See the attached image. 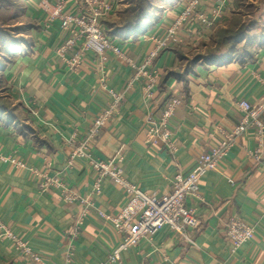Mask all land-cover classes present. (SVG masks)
<instances>
[{
	"label": "crops",
	"instance_id": "obj_1",
	"mask_svg": "<svg viewBox=\"0 0 264 264\" xmlns=\"http://www.w3.org/2000/svg\"><path fill=\"white\" fill-rule=\"evenodd\" d=\"M39 1L23 0L26 31L18 52L1 68L13 110H0V154L15 157L25 166L0 158V218L44 262L25 258L13 237L0 235V264H99L122 237L97 211L117 214L131 195L110 178L96 191V173L88 158H78L70 167L66 162L72 151L70 139L76 144L84 140L112 97L100 87L102 72L95 52L87 51L79 66L69 63L83 39L66 55L59 54L70 33L62 29L59 19L47 22ZM103 1L113 4L104 19L111 32L109 22L118 17L120 0ZM64 2V12L77 14L83 9L81 0ZM188 2L162 0L144 33L109 35L136 65H142L154 51L152 36L175 23ZM218 6V0L201 1V10L209 17ZM235 6L236 0H227L216 27L208 32L198 23L182 20L177 42L153 59L151 68L160 72V81L151 99L145 97L142 79L132 81L135 70L108 52V87L125 91V97L118 114L93 141V157L108 160L121 149L127 177L140 189L161 196L171 190L177 173L186 175L194 168L220 127L231 129L238 124L244 115L242 100L256 106L264 103V45L255 48L248 61L201 62L189 71L183 62L182 56L192 58L206 45ZM173 96L182 99L171 121L177 151L171 153L159 138L151 149L145 142L146 121L150 115H161ZM261 118L264 121V111ZM260 145L264 159V130L249 129L230 148L225 174L207 172L198 195L187 197V206L198 218V226L190 231L192 240L165 227L124 251L117 264H264V163L252 156ZM39 173L62 178L64 188L52 183L41 189ZM235 215L254 225L255 237L233 252L226 230Z\"/></svg>",
	"mask_w": 264,
	"mask_h": 264
},
{
	"label": "built area",
	"instance_id": "obj_2",
	"mask_svg": "<svg viewBox=\"0 0 264 264\" xmlns=\"http://www.w3.org/2000/svg\"><path fill=\"white\" fill-rule=\"evenodd\" d=\"M201 1L190 0L184 5V10L175 23L160 34L152 36V41L156 44L154 51L142 65H136L126 52L113 43L108 33L104 19L110 15L113 9L112 3L103 0H81L82 11L77 14H71L64 12V0H56L55 2L51 0L39 1V7L46 12L47 22L50 23L59 19L62 29L70 33L69 38L60 47L59 54L62 56L66 55L69 48L72 49L77 41L83 39L82 46L69 63L79 66L86 60L87 51L95 52L98 69L102 72L99 80L100 87L112 97L111 105L101 110L94 118L84 140L76 144L74 139H70L69 144L72 147V151L68 162H66L67 166L70 167L76 163L75 161L78 158H88L91 167L96 173L97 180L94 184L96 191L101 189L104 179L110 178L117 186L131 195V198L127 200L117 214L107 213L104 210L97 211L98 216L111 225L122 237L119 245L99 264L119 263L124 251L138 245L143 238L150 237L165 227L171 228L188 241L192 240L190 231L198 226V218L195 211L187 206V197L198 195L201 181L207 172L217 171L222 175L225 174L226 157L230 148L240 136L251 128H255L258 133H263L264 121L261 118V113L264 111V103L256 106L247 100H242L240 106L244 110V115L238 124L231 129L220 127L218 136L213 137V143L210 148L199 155L194 168L186 175L177 173L172 180L171 190L161 196L140 189L127 177L124 166L125 156L121 149L108 160H99L92 155L93 141L100 135L105 125L118 114L117 112L125 97V91H117L108 87L105 73L108 52L113 51L135 70L132 81L142 79L145 97L147 99L153 98L154 90L160 81V72L156 68H151L153 59L165 47H170L171 44L177 42V33L182 20L188 19L194 24H200L203 32L213 30L227 0H218L219 6L215 10L213 17H209L201 10ZM262 83L264 84V80H262ZM181 103L182 99L180 97L173 96L164 104L161 115H150L148 117L145 140L148 147L154 149V139L159 138L164 147L171 153L177 151V146L171 139V121L175 116L177 107ZM262 150L263 148L260 145L253 151L252 156L257 160H262L264 163ZM0 158L18 166H25V163L12 156L0 154ZM39 176L41 178L39 185L43 190L48 189L52 183L64 188V183L60 177L56 179L50 178L44 173H39ZM230 181H233V179H230ZM83 201L87 203V200L83 199ZM87 204L89 205V203ZM0 229L4 231L0 235L13 237L22 256L39 263L44 262L41 254L34 252L26 242L13 235L1 218ZM226 233L228 239L232 241V251L236 252L239 247L254 239L255 227L247 218L235 215L230 220ZM72 255L71 251L69 255L70 261L72 260Z\"/></svg>",
	"mask_w": 264,
	"mask_h": 264
},
{
	"label": "rangeland",
	"instance_id": "obj_3",
	"mask_svg": "<svg viewBox=\"0 0 264 264\" xmlns=\"http://www.w3.org/2000/svg\"><path fill=\"white\" fill-rule=\"evenodd\" d=\"M10 2L12 5L9 6ZM154 4V10L162 3V0H120L117 24H124L126 21L137 18L139 12ZM8 4V5H7ZM24 19L23 0H0V59L4 60L10 54L9 43L22 41V32L26 31L27 25ZM242 31L247 38L239 42L235 32ZM264 33V0H236L235 11L224 25L215 30L205 47L199 50L201 55L210 53L229 54L239 56L250 48L251 35ZM6 41L8 43H6ZM5 83L0 71V105H12L6 94Z\"/></svg>",
	"mask_w": 264,
	"mask_h": 264
},
{
	"label": "trees",
	"instance_id": "obj_4",
	"mask_svg": "<svg viewBox=\"0 0 264 264\" xmlns=\"http://www.w3.org/2000/svg\"><path fill=\"white\" fill-rule=\"evenodd\" d=\"M147 2V0H146ZM8 5V4H7ZM12 5L10 2L9 6ZM154 4L150 3L149 6L143 8L140 12L137 18H133L131 20L126 21L124 24L120 25L117 24L115 21L109 22L110 25V31L108 33H117L121 34L124 36L128 35H136V34H141L144 33L145 31L148 30V27L151 25V18H152V11ZM221 27V26H220ZM218 27V28H220ZM217 28V29H218ZM216 29V30H217ZM235 36H237L238 41H246L249 38L246 36L242 31L235 32ZM252 41L250 48L246 49L245 52L241 53L239 56L233 53L229 54H215V53H210L206 55H201L199 51H197L195 54H193L192 58L182 56L184 64H186L187 71H189L193 66L196 64H199L201 62L203 63H211V62H220L222 60H230L233 58H238L242 61H248L251 60L254 56V49L258 48L262 45H264V33L260 35H251ZM6 43H8L6 41ZM207 44V43H206ZM10 48H11V53L7 55V57H4V60L0 59V71L1 68L5 65L7 61L11 59V57L18 52V41H14L13 43H9ZM206 46V45H205ZM204 46V47H205ZM2 109H7V110H13L12 106L10 105H0V110Z\"/></svg>",
	"mask_w": 264,
	"mask_h": 264
}]
</instances>
